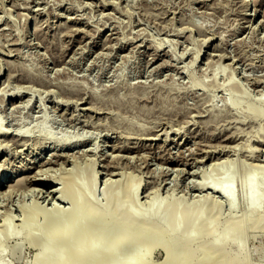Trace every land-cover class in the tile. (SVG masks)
<instances>
[{
    "label": "rangeland",
    "instance_id": "1",
    "mask_svg": "<svg viewBox=\"0 0 264 264\" xmlns=\"http://www.w3.org/2000/svg\"><path fill=\"white\" fill-rule=\"evenodd\" d=\"M2 1L0 9H8L0 10V125L7 129V134L0 136V183L6 179L16 183L17 175L25 178L19 186L1 189V193L4 190L7 193L8 189V194L7 197L0 195V247L4 249L0 263L38 264L34 258L36 248L25 240L26 219L19 206L30 207L35 199L42 205L44 202L45 206H52L54 209L48 206L54 210H51V222L60 214L63 221L57 226L63 229L69 222L72 203L58 199L60 193H56L54 199L41 189L45 187L37 185L35 188L36 185L30 186L28 182L40 176L44 180L51 179L57 174L56 169H61L59 173L75 169V186L83 187L99 205H107L114 189L122 196V186L132 176L142 183L139 189L142 200L138 207L132 201L127 202L130 207L139 212L148 211V193L157 191L159 200L155 206L160 204V217L174 213L182 218L190 214L194 216L195 225L210 217L201 210L204 198L216 197L218 204L221 202L217 209L222 229L233 216L249 218L245 232L233 235L231 251L247 259L249 264H264V233L249 230L251 218L264 217V200L251 205L246 182L247 175L253 172V185L258 193H263L264 30L258 28L257 32L252 26L264 22V0ZM245 11L253 13L256 20H250ZM259 20L262 21L259 23ZM197 50L200 55L194 62ZM23 85L28 92L23 90ZM19 86L23 93L16 90L21 88ZM257 112L259 115H255ZM235 141L238 145H234ZM247 148L254 149V157ZM93 160L99 170L97 183L93 182L90 171L89 162ZM225 160L230 166H224ZM216 161L221 164L214 166L212 163ZM60 163L62 168L57 166ZM259 163L261 166L256 165ZM105 176L111 177L114 183L108 185L109 179L107 182ZM203 181L210 187L233 188L234 205L211 188H202L199 184ZM53 186L60 188L62 184ZM84 196L80 193L82 199ZM11 210L13 215L9 214ZM6 214L12 216L7 220L10 235L4 227ZM44 221L41 218L39 224L36 223L39 225L36 233L49 236V229L42 224ZM179 229H185L183 220ZM72 239L80 241L75 236ZM147 246L140 245L135 252H123L122 257L140 259ZM51 250L55 254L58 247ZM151 252L148 262H162V248H152ZM103 253L97 259L110 263L111 257Z\"/></svg>",
    "mask_w": 264,
    "mask_h": 264
},
{
    "label": "bare ground",
    "instance_id": "2",
    "mask_svg": "<svg viewBox=\"0 0 264 264\" xmlns=\"http://www.w3.org/2000/svg\"><path fill=\"white\" fill-rule=\"evenodd\" d=\"M2 1V0H1ZM94 1V0H92ZM112 1V0H111ZM122 1V0H121ZM203 1V0H202ZM208 1V0H206ZM259 1V0H257ZM3 2V1H2ZM1 2V3H2ZM5 2V1H4ZM3 2V3H4ZM15 2V1H14ZM84 2V1H83ZM105 2V0H104ZM110 2V1H108ZM106 0V3H108ZM204 2V1H203ZM248 2V1H247ZM256 2V1H255ZM18 3V2H17ZM93 3V2H92ZM99 3V2H97ZM103 3V0L102 2ZM146 3V2H145ZM250 3V2H249ZM254 3V1H253ZM252 3V4H253ZM258 3V2H257ZM261 3V2H260ZM19 4V3H18ZM23 3H21L22 6ZM91 4V3H90ZM96 4V2H95ZM114 4V3H113ZM110 4V5H113ZM207 4V3H206ZM246 4V3H245ZM255 4V3H254ZM3 5V4H2ZM15 5V4H14ZM20 5V4H19ZM98 5V4H96ZM103 5V4H102ZM107 5V4H106ZM248 5V4H247ZM26 6V5H25ZM24 6V7H25ZM32 6V5H31ZM105 6V5H104ZM115 6V5H114ZM261 6V5H260ZM1 7V6H0ZM4 7V6H3ZM14 7V6H13ZM16 7V6H15ZM23 7V6H22ZM28 7V6H26ZM25 7V8H26ZM98 7V6H97ZM112 7V6H111ZM142 7V6H141ZM259 7V6H258ZM30 8V6H29ZM148 8V7H147ZM150 8V7H149ZM153 8V7H151ZM261 8V7H260ZM2 9V8H1ZM0 9V10H1ZM4 9H6L4 7ZM2 9V10H4ZM8 9V8H7ZM6 9V10H7ZM18 9V7H17ZM28 9V8H27ZM31 9V8H30ZM38 9V8H37ZM246 9V8H245ZM248 9V8H247ZM254 9H255V5H254ZM257 9V8H256ZM1 10V11H2ZM14 10V9H13ZM16 10V9H15ZM243 10V9H242ZM262 10V9H261ZM260 10V11H261ZM5 11V10H4ZM12 12V11H11ZM103 12V11H102ZM246 12V11H245ZM244 12V14H245ZM256 12V10H255ZM254 12V13H255ZM263 12V11H262ZM38 13V12H37ZM242 13V12H241ZM257 13V12H256ZM19 14V13H18ZM28 14V13H25ZM247 16L251 19H255L256 17H253V13L251 14L250 12H246ZM259 14V13H258ZM243 15V14H242ZM29 16V15H28ZM1 17V16H0ZM33 17V16H32ZM70 17V16H69ZM68 18V17H67ZM36 19V18H35ZM7 20V19H4ZM74 20V19H73ZM77 20V19H76ZM245 20V19H243ZM247 20V19H246ZM264 21V19H262ZM259 20V23L260 21ZM6 23V22H5ZM264 23V22H263ZM263 23H260L258 25V23L256 24V26H252V28L255 29V31L259 30L258 28H261V30H264V26ZM245 24V23H244ZM251 24V23H250ZM262 24V25H261ZM1 25V24H0ZM242 26V25H241ZM246 26V25H245ZM244 26V27H245ZM248 26V25H247ZM80 27V26H79ZM250 28V26H248ZM75 28V27H74ZM239 28V26H238ZM241 28V27H240ZM243 28V27H242ZM80 29V28H78ZM84 30V28H81ZM244 29V28H243ZM251 29V28H250ZM184 30V29H183ZM252 30V29H251ZM262 30V31H263ZM75 31V30H74ZM77 31V30H76ZM81 31V30H80ZM182 31V30H181ZM186 31V30H185ZM261 31V32H262ZM2 32V31H1ZM180 32V31H179ZM242 32V31H241ZM258 32V31H257ZM3 33V32H2ZM80 33V32H79ZM177 33V32H176ZM181 33V32H180ZM200 33V32H199ZM204 33V32H203ZM201 33V34H203ZM263 33V32H262ZM74 34V33H73ZM183 34V33H182ZM181 34V36H182ZM206 34V33H205ZM206 36V35H205ZM77 37V36H76ZM75 37V38H76ZM112 37V36H111ZM208 37V36H206ZM109 38V37H108ZM211 38V36H210ZM213 38V37H212ZM81 40V39H79ZM107 40V39H106ZM209 41V39H208ZM109 42V41H108ZM205 42V40H204ZM203 42V43H204ZM207 42V41H206ZM126 43V42H125ZM101 44V43H100ZM106 44V43H105ZM104 44V45H105ZM122 44V43H121ZM127 44V43H126ZM208 44V43H207ZM219 44V43H218ZM103 45V44H102ZM68 46V45H67ZM65 45V47H67ZM220 46V45H219ZM83 47V46H81ZM123 47V46H122ZM215 47V45H214ZM73 48V47H72ZM71 48V49H72ZM213 48V47H212ZM217 48V47H216ZM220 48V47H219ZM11 49V48H10ZM157 50V49H155ZM201 50V49H199ZM218 50V49H217ZM159 51V50H158ZM230 51V50H228ZM12 52V51H11ZM162 52V51H161ZM165 52V51H164ZM198 52V50H197ZM166 53V52H165ZM184 53V52H183ZM191 53V52H190ZM194 53V52H193ZM212 53V52H210ZM224 54L226 53L225 51L223 52ZM232 53V52H231ZM238 53V52H237ZM151 54V53H150ZM196 54V51H195ZM215 54V53H214ZM213 54V55H214ZM222 54V53H221ZM229 54V52H228ZM153 55V53H152ZM182 55V54H181ZM194 55V54H193ZM200 55V51L196 54L194 62L198 59ZM216 55V54H215ZM230 55V54H229ZM227 55V56H229ZM159 56V55H158ZM190 56V55H189ZM210 56V55H209ZM220 56V55H219ZM226 56V57H227ZM231 56V55H230ZM236 56V55H235ZM239 56V55H237ZM188 57V56H187ZM192 57V56H191ZM211 57V56H210ZM222 57V55H221ZM221 57H220V62H221ZM234 57V56H233ZM240 57V56H239ZM62 58V57H61ZM152 58V57H151ZM155 58V56H154ZM158 58V57H157ZM193 58V57H192ZM212 58V57H211ZM210 58V59H211ZM218 58V57H217ZM162 59V58H161ZM209 59V58H208ZM209 59V61H210ZM219 59V58H218ZM232 59V57H231ZM236 59V58H234ZM59 60V59H58ZM153 60V59H152ZM214 59H212L211 61L213 62ZM233 60V59H232ZM8 61V60H7ZM11 62V60H9ZM8 61V62H9ZM236 61V60H235ZM9 62V63H10ZM151 62V61H149ZM211 62V64H212ZM234 62V61H233ZM0 63H1V59H0ZM162 62H160L161 64ZM166 63V62H165ZM208 63V62H207ZM216 63V62H215ZM237 63V62H236ZM151 64V63H150ZM229 64V62H228ZM231 64H233L231 62ZM2 65V64H1ZM221 65V63H220ZM159 66V65H157ZM163 66V65H161ZM219 66V64H218ZM231 66V65H230ZM234 66V65H233ZM221 67H223V65H221ZM1 70V69H0ZM244 73V72H243ZM21 74V73H20ZM249 75V74H248ZM9 76V75H8ZM7 76V78H8ZM18 76V75H17ZM246 76V75H244ZM250 76V75H249ZM11 77V76H10ZM9 77V78H10ZM24 77V76H23ZM256 77V76H255ZM22 78V77H21ZM31 77H29L30 79ZM33 78V77H32ZM251 78V77H248ZM257 78V77H256ZM255 78V79H256ZM263 78V77H262ZM23 79V78H22ZM26 79V77H25ZM28 79V78H27ZM26 79V80H27ZM231 79H234V77H231ZM254 79V80H255ZM259 79L261 80V76L259 77ZM258 79V80H259ZM24 80V79H23ZM21 80V81H23ZM31 80V79H30ZM250 80V79H249ZM264 80V78H263ZM35 81V80H34ZM252 81V80H251ZM39 82V81H38ZM255 82H257V79L255 80ZM263 82V81H262ZM254 83V81H253ZM260 83V81H259ZM256 84V83H255ZM264 84V83H263ZM259 85V84H258ZM261 85V84H260ZM21 87V86H19ZM24 87V85L22 86ZM16 89V90H20L22 89ZM255 87V86H253ZM23 90H25V87L23 88ZM28 88L26 87L27 91ZM258 90V89H257ZM260 90V89H259ZM15 91V90H14ZM18 91H16L15 94H18ZM21 91V90H20ZM22 92V91H21ZM28 92V91H27ZM5 93V92H4ZM23 93V92H22ZM21 93V94H22ZM72 93V92H71ZM74 93V92H73ZM80 93V92H79ZM13 94V93H11ZM70 94V93H69ZM75 94V93H74ZM14 95V94H13ZM68 95V93H67ZM80 96V95H79ZM77 97V96H76ZM82 97V96H81ZM1 98H3L1 96ZM14 98V97H13ZM5 99V98H4ZM17 99V98H16ZM81 99V98H80ZM84 99V98H83ZM86 99V98H85ZM2 100V99H1ZM22 100V99H21ZM79 100V99H77ZM3 101V100H2ZM1 101V102H2ZM63 101V100H62ZM60 101V102H62ZM76 102V99L74 100ZM73 101V102H74ZM84 101V100H81ZM5 102V101H4ZM13 102V101H12ZM59 102V103H60ZM64 102V101H63ZM74 102V103H75ZM79 102V101H78ZM88 102V100H87ZM56 103V102H55ZM67 103V102H66ZM14 104V103H13ZM58 104V103H57ZM64 104V103H63ZM76 105L77 102H76ZM89 107V106H88ZM91 108V107H90ZM89 109V108H88ZM92 109V108H91ZM93 110V109H92ZM98 112V111H97ZM255 115H259V112H257ZM158 129V128H157ZM163 129V128H162ZM165 130V129H164ZM167 130V129H166ZM165 130V131H166ZM164 131V134H165ZM24 132V131H23ZM22 132V133H23ZM157 132V131H155ZM235 132V131H234ZM238 132V131H237ZM17 132H15L16 134ZM19 133V132H18ZM21 132L19 134H22ZM167 133V132H166ZM168 133H170V131L168 130ZM230 133V132H229ZM7 134V129L5 130V128H3L0 125V136L1 135H6ZM18 134V135H19ZM163 134V135H164ZM178 134V133H177ZM240 134V133H239ZM238 134V135H239ZM176 135V134H175ZM228 135V133H227ZM234 135V134H233ZM159 136V134H158ZM166 136H168L166 134ZM229 136V135H228ZM241 136V135H240ZM9 137V136H8ZM7 137V138H8ZM14 137V136H11ZM10 137V138H11ZM23 137V136H22ZM27 137V136H26ZM152 138L155 139V137H157L155 135L151 136ZM227 137V136H225ZM224 137V138H225ZM232 137V136H231ZM235 137V136H234ZM238 137V136H237ZM236 137V138H237ZM9 138V141H11ZM25 138V136L23 137ZM30 138V137H29ZM168 138V137H167ZM170 138V136H169ZM175 138V137H174ZM228 138V137H227ZM233 138V137H232ZM241 138V137H240ZM6 139V138H5ZM19 139L18 137L16 138V140ZM26 139V138H25ZM221 139V138H219ZM218 139V140H219ZM223 139V138H222ZM230 139V138H229ZM3 140V139H2ZM15 140V137H14ZM30 140V139H29ZM225 140V139H224ZM236 140V139H235ZM260 140V139H258ZM5 141V140H3ZM13 141V139H12ZM25 141V140H24ZM232 141V139H231ZM262 141V140H260ZM18 142V141H16ZM15 142V143H16ZM21 142V141H20ZM19 142V143H20ZM218 143V141H216ZM221 142V141H220ZM225 142V141H224ZM237 142V141H235ZM9 143V142H8ZM13 143V142H12ZM179 143V142H178ZM222 143V142H221ZM229 143V142H228ZM239 142H237L236 144L231 143V146L235 147L234 145H238ZM264 143V142H263ZM14 144V143H13ZM12 144V145H13ZM214 144V143H213ZM220 144V143H219ZM223 144V143H222ZM227 144V142L225 143ZM230 144V143H229ZM234 144V145H233ZM261 144V142H260ZM6 145V144H5ZM11 145V146H12ZM20 145V144H19ZM22 145V144H21ZM27 145V144H25ZM212 145V144H211ZM24 146V144H23ZM22 146V147H23ZM119 146V145H118ZM121 146V145H120ZM128 146V145H127ZM219 146V145H218ZM230 146V145H229ZM228 146V147H229ZM19 147V146H18ZM41 147V146H40ZM122 147V146H121ZM134 147V146H133ZM217 147V145H216ZM216 147H213L215 150ZM220 147V146H219ZM227 147V148H228ZM237 147V146H236ZM5 148V147H4ZM126 148V147H125ZM226 148V147H224ZM242 148V147H241ZM254 148V147H253ZM258 148V147H257ZM11 149V148H10ZM13 149V147H12ZM21 149V148H20ZM113 149V148H112ZM134 149V148H133ZM139 149V148H138ZM217 149V148H216ZM221 149V148H220ZM232 149V148H231ZM237 149V148H236ZM248 149V148H247ZM256 149V148H254ZM254 149H248L251 154L252 157H254L253 155L254 153ZM262 149V148H261ZM18 150V149H17ZM23 150V149H22ZM21 150V151H22ZM135 150V149H134ZM204 150V149H203ZM211 150V149H210ZM235 150V148L233 149ZM260 150V149H259ZM16 151V149H15ZM226 151V150H225ZM232 151V150H231ZM258 151V150H257ZM17 152V151H16ZM23 152V151H22ZM32 152V151H31ZM84 152V151H83ZM83 152L81 154H83ZM217 152V150H216ZM55 153V152H54ZM63 153V152H62ZM112 153V152H111ZM198 153V152H197ZM227 153V152H226ZM16 154V153H14ZM18 154V152H17ZM16 154V155H17ZM21 154V153H20ZM40 154V153H39ZM65 154V153H64ZM87 155V152L85 153ZM117 154V153H116ZM115 154V155H116ZM119 154V153H118ZM117 154V155H118ZM204 154V153H203ZM229 154V152L227 153ZM36 155V154H35ZM58 154H56V157ZM76 155V154H74ZM109 155V154H108ZM112 155V154H111ZM205 155V154H204ZM209 155V154H208ZM216 155V154H215ZM23 156V154H22ZM33 156V155H32ZM64 156V155H63ZM68 156V155H67ZM67 156L65 157L67 159ZM69 156H73L69 154ZM77 156V155H76ZM82 156V155H80ZM170 156V155H169ZM219 156V155H217ZM259 156V155H257ZM24 157V156H23ZM36 157V156H33ZM46 157V156H45ZM74 157V156H73ZM108 157V156H107ZM197 157V156H196ZM222 158V156H220ZM263 157V156H262ZM17 158V157H16ZM27 158V157H26ZM32 158V157H31ZM52 158V157H51ZM86 158H88L86 156ZM113 158V157H112ZM117 158V157H116ZM259 159V157H257ZM261 158V157H260ZM33 159V158H32ZM46 159V158H45ZM62 159V158H61ZM66 159H64L63 161H65ZM84 159V157H83ZM91 159V158H90ZM119 159V157H118ZM166 159V158H163ZM198 159V158H197ZM213 159V158H212ZM5 160V159H4ZM12 160V159H11ZM31 160V159H30ZM49 160V159H48ZM113 160V159H112ZM147 160V159H146ZM177 160V159H176ZM211 160V159H210ZM217 160V159H216ZM220 160V159H219ZM262 160V159H260ZM8 161V160H7ZM13 161V160H12ZM20 161V160H19ZM37 161V160H36ZM35 161V163H36ZM42 161V160H41ZM46 161V160H45ZM53 161V160H51ZM61 162V160H59ZM62 161V162H63ZM73 161V160H72ZM94 161V160H93ZM90 161L89 164L91 165V173L93 176V182L97 183V176L99 174V170L96 168V161ZM180 161V160H179ZM202 161V160H201ZM222 161V160H221ZM220 161V162H221ZM226 161V160H225ZM6 162V161H4ZM33 162V161H32ZM49 162V161H47ZM61 162V163H62ZM71 162V161H70ZM74 162V161H73ZM167 162V161H166ZM188 162V161H187ZM186 162V163H187ZM224 162V160H223ZM222 162V163H223ZM228 161L225 162L224 166H230L229 164H227ZM10 163V162H9ZM14 163V162H13ZM23 163V162H22ZM28 163V162H27ZM26 163V164H27ZM39 163V161H38ZM40 163H43L40 162ZM58 163V162H57ZM61 163L59 165H61ZM67 163V162H66ZM76 163V162H75ZM78 163V162H77ZM108 163V162H107ZM185 163V162H184ZM194 163V162H193ZM198 163V162H197ZM204 163V162H203ZM221 164L218 161H216L214 164V166H217L215 164ZM5 164V163H4ZM3 164V165H4ZM51 164V163H50ZM63 165H65L64 163H62ZM112 164V163H111ZM114 164V163H113ZM183 164V163H182ZM261 163L256 164L257 166H261ZM14 165V164H13ZM39 165V164H38ZM49 165V164H48ZM58 168H62V165ZM103 165V164H102ZM105 165V164H104ZM264 165V163L262 164V166ZM1 166V164H0ZM5 166V165H4ZM31 166V165H30ZM36 166V165H35ZM42 166V165H41ZM44 166V165H43ZM7 167V166H6ZM12 167V166H11ZM40 167V166H39ZM39 167L37 170H39ZM53 166H50V168H52ZM65 167V166H64ZM67 167V166H66ZM27 168V167H26ZM46 170L44 167H41L40 169ZM49 168V167H48ZM107 168V167H106ZM104 168V169H106ZM111 168V167H110ZM109 168V169H110ZM113 168V166H112ZM168 168V167H167ZM193 168V167H192ZM55 169V166H54ZM69 169V167L67 168ZM171 169V168H170ZM175 169V168H174ZM182 169V168H181ZM179 169V171L181 170ZM185 169V168H184ZM183 169V171H184ZM61 170V169H58ZM56 169V172H54L56 175H54L51 179H47L44 180L43 177H33L30 182V186L32 185H40L45 187L41 188L43 189L44 192H46L47 195L52 194L53 198L56 197V193H60L59 195H57L58 199L61 200H69L72 203V208H71V215L69 217V222L68 224L65 226V228L61 229L59 228L57 225L61 224V222L63 221L62 216L60 214H58L55 218L54 221L51 222V210L54 209L52 206H49L50 208L52 207V209L50 210L48 208V206H45L44 202L43 205L40 204L42 202L39 203L38 199H35V203L34 204H30L31 206L28 207L24 204H19L17 206H19V210H21V212L24 213L25 215V219H26V223H25V231H26V238L25 240L28 241L30 243V245L34 246L36 248V252H35V261L38 264H66L68 263V261H71L72 264H81L84 263L85 264H106L104 260L101 261L98 260L97 258L99 257L98 255H101V251H103L104 246L107 244L106 247H108L107 250L104 251V253L106 252V257L109 256L111 257V259L109 258V260L113 261V258L116 259L115 261H113L111 263V261H109L111 264H125L124 262H126V264H154V263H150L148 262L149 260L148 255L150 254V252L152 251V248H156V247H160L163 249L164 251V257L162 262H158L157 264H249V261L243 257H240V255H237L235 253H233L231 251V246L233 244L234 238L233 235L234 234H243L245 232V225L247 220L249 219L248 217H244V216H233L231 217L227 222L226 225L222 227L218 224V219L221 216L220 212L218 211V205L220 206V204H218V202L215 200L216 197H214V199H210L208 198H204L205 199V203L201 205V210L207 212L206 215H209V219L208 220H201L200 224L195 225L194 223V216L190 215L188 217H182L180 218L177 214L171 213V215L169 217L167 216H163L160 217L159 216V207L160 204H157V206H155L156 202H158L157 200H159V192L157 191H153V192H149L148 193V198L149 200L148 205H149V209L148 211H141L139 212L138 209H136L135 207H130V205L127 203L129 201H132L137 207L140 205V196H139V189L141 186V181L140 180H134L132 179L130 176L129 179H127V181H125L124 185L122 186L123 189V193L122 196L119 195V191H117V189H114L111 194L108 197V203L107 205H99L98 202H96L93 198H91L88 194L85 193V190H83V187L77 188L75 186L76 183V177H77V173L75 169H69L68 172L62 171L59 173ZM64 170V169H62ZM66 170V169H65ZM108 170V169H107ZM111 170V169H110ZM113 170V169H112ZM111 172H114L112 171ZM177 170V169H176ZM50 171V170H49ZM52 171V169H51ZM58 171V172H57ZM165 171V170H164ZM170 171V170H169ZM186 171V170H185ZM189 171V170H188ZM191 173L192 169L190 170ZM40 172V170H39ZM46 172V171H45ZM101 172V171H100ZM109 172V170H108ZM224 172V171H223ZM5 173V172H4ZM38 173V171H37ZM48 173V170H47ZM53 173V172H52ZM53 173V174H54ZM102 173V172H101ZM117 173V172H116ZM51 174L48 173V175ZM106 174V172H105ZM41 175V174H40ZM45 175V174H43ZM109 175V174H108ZM196 175V174H195ZM12 176V175H11ZM29 176V175H28ZM37 176V174H36ZM50 176V175H49ZM45 177V176H44ZM47 177V174H46ZM164 177V176H163ZM6 178V174L3 175V179ZM17 182L16 183H10L8 182V180H3L0 183V193L2 192L1 189H5L6 186L7 188H9V186H15L18 185L24 181L21 175H17ZM102 178V177H101ZM107 176L104 177V179H106ZM111 178V177H110ZM107 178V182L109 179V183L108 185H112L114 182L112 179ZM134 178V177H133ZM165 178V177H164ZM27 180V178H26ZM103 180V179H102ZM112 183H110L111 181ZM166 180H163V182ZM153 182V181H151ZM157 182V181H156ZM159 182V181H158ZM162 182V183H163ZM246 182H248V189L247 192L250 194L248 195L249 197V203L251 205L254 204H258L260 200H264V191L263 193H258L256 187L253 185V183L255 182L254 179V173L251 172L247 175L246 177ZM26 183V184H28ZM55 184H62V186L60 188L53 186ZM106 183V182H105ZM160 183V184H162ZM200 183V182H199ZM145 185V184H144ZM147 185V184H146ZM149 185V184H148ZM164 185V184H163ZM202 188L203 187H209L213 190V192H217L220 193L221 195H223L224 197H227L230 199L231 204L234 205V190L233 188H230L229 186H218V185H214L213 187H210L207 185V181H203L199 184ZM26 186V185H25ZM33 186V188H34ZM35 188H38V186ZM154 186L157 187V185H155L154 182ZM154 186L153 189H154ZM159 186V185H158ZM197 186V185H196ZM147 187V186H146ZM150 187V186H149ZM199 187V186H197ZM18 188V187H17ZM26 188V187H24ZM145 187H143L144 189ZM159 188H161L159 186ZM164 188V187H163ZM22 189V188H21ZM32 188L30 187V190ZM40 189V190H41ZM11 190V189H10ZM17 190V189H16ZM20 190V188H19ZM33 190V189H32ZM31 190V191H32ZM39 190V189H37ZM160 190V189H159ZM208 190V189H207ZM210 190V189H209ZM14 191V190H13ZM12 191V192H13ZM18 191V190H17ZM24 191V190H23ZM34 191V190H33ZM11 192V191H9ZM22 192V191H21ZM28 192V191H27ZM30 192V191H29ZM35 192V191H34ZM147 192V191H144ZM25 194H27L25 191L23 192ZM32 193V192H30ZM39 193V192H37ZM41 193V192H40ZM80 193H83L85 196L83 197V199L80 197ZM4 194L5 196L8 194V189H7V193L4 190L3 193H1L0 195ZM11 194V193H10ZM13 194V193H12ZM15 194V192H14ZM13 194V195H14ZM36 195V192L34 193ZM141 194V193H140ZM145 194V193H144ZM39 195V194H38ZM55 195V196H54ZM146 195V194H145ZM208 195V193H207ZM4 196V197H5ZM12 196V195H11ZM9 196V197H11ZM16 196V195H15ZM34 196V195H33ZM50 196V197H52ZM210 196V195H209ZM3 197V195H2ZM7 197V196H6ZM8 197V198H9ZM14 197V196H12ZM1 198V197H0ZM7 198V200H8ZM44 198V197H43ZM47 198V197H46ZM4 199V198H3ZM45 199V198H44ZM52 199V198H51ZM55 199V198H54ZM147 199V197H146ZM46 200V199H45ZM44 200V201H45ZM50 200V199H49ZM53 200V199H52ZM51 200V201H52ZM218 200V199H217ZM49 201V202H51ZM54 201V200H53ZM52 201V202H53ZM219 201V200H218ZM46 202V201H45ZM145 202V199L143 201V203ZM26 203V202H25ZM55 204L57 203V201L54 202ZM53 204V206L55 205ZM59 204V203H58ZM4 205V204H3ZM29 205V204H28ZM57 205V204H56ZM16 206V207H17ZM60 207L61 205H57V207ZM83 207H85V209H83ZM233 207V206H231ZM61 208V207H60ZM59 208V210H60ZM58 209V208H57ZM14 211V210H13ZM54 211V210H52ZM58 211V210H56ZM9 212V211H8ZM6 212V213H8ZM12 210L9 212L10 215ZM13 213V212H12ZM7 215V214H6ZM7 215V217L4 218V227L7 231V234L10 235L11 231L8 228V223L7 220H11L12 216ZM15 217V216H14ZM13 217V218H14ZM207 217V216H206ZM41 218H43L45 221L42 222V224H44L45 228L49 229L47 230L49 232V236L48 235H42L39 233H36V230H39V222L41 221ZM206 219V218H205ZM182 220L185 224V229L184 230H180L179 226L182 223ZM38 223V224H36ZM168 223L170 225H168ZM80 224L82 226H80ZM78 225L80 226L78 228ZM78 231H75V230ZM116 230V232H114ZM249 230L252 233H256L258 231L264 233V217L261 215H257L256 217L251 218V223L249 224ZM75 232V234H74ZM112 232L115 233L112 234ZM77 237L79 238L80 241H73V237ZM106 241L108 243H106ZM28 244V243H27ZM109 244V245H108ZM126 244V245H124ZM149 245L147 246L148 248H146V252H143L142 258L140 259H135V258H128L125 259L124 257H122L123 252L126 253V251L130 252H135L137 250V248L140 245ZM53 247H58V250L55 254H52V248ZM65 247H67V249H65ZM149 249L151 250L149 252ZM34 250V249H33ZM4 252V249L0 247V254L3 255L2 253ZM103 253V255H104ZM152 253V252H151ZM163 254V253H162ZM54 255V256H53ZM102 256H100L101 258ZM105 257V259H106ZM113 257V258H112ZM146 257V258H145ZM108 259V258H107ZM123 261V262H122ZM121 262V263H120ZM108 263V264H110ZM3 264V263H0Z\"/></svg>",
    "mask_w": 264,
    "mask_h": 264
}]
</instances>
